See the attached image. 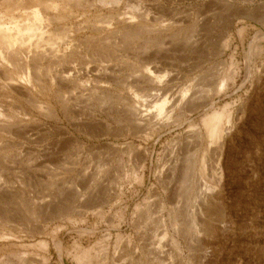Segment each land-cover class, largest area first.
Instances as JSON below:
<instances>
[{"label":"rangeland","instance_id":"rangeland-1","mask_svg":"<svg viewBox=\"0 0 264 264\" xmlns=\"http://www.w3.org/2000/svg\"><path fill=\"white\" fill-rule=\"evenodd\" d=\"M137 10L94 58L108 99L0 120L1 264H264V0Z\"/></svg>","mask_w":264,"mask_h":264},{"label":"bare ground","instance_id":"bare-ground-1","mask_svg":"<svg viewBox=\"0 0 264 264\" xmlns=\"http://www.w3.org/2000/svg\"><path fill=\"white\" fill-rule=\"evenodd\" d=\"M147 1L0 0V120L10 123L11 119L27 117L73 116L77 111L71 108L68 98L81 89L80 82L85 80V95L90 100L91 82L96 77L104 87L99 94L101 101L108 99L109 73L103 57L112 53L114 43L124 48L128 40L125 42L123 25L125 21L139 25L142 14L137 9ZM112 22L117 24L114 43L109 39ZM133 34L139 38L138 30ZM96 53L105 54L99 66L94 62ZM232 79L223 78L220 90L227 88ZM15 130L7 123L0 126V134ZM160 222L166 238L167 221L161 218ZM19 263L39 261L21 254Z\"/></svg>","mask_w":264,"mask_h":264}]
</instances>
